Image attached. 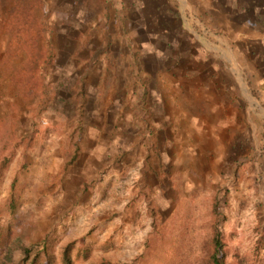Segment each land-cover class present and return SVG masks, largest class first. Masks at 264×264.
<instances>
[{
  "label": "rangeland",
  "instance_id": "obj_1",
  "mask_svg": "<svg viewBox=\"0 0 264 264\" xmlns=\"http://www.w3.org/2000/svg\"><path fill=\"white\" fill-rule=\"evenodd\" d=\"M44 10L52 28L39 39L56 49L48 100L12 87L18 60L3 62L0 19V158L12 148L0 259L13 241H43L42 263L64 264L68 242L73 264L145 263L154 216L193 190L198 243L180 263L195 264L215 219L225 264H264V0H46ZM40 102L48 110L27 145Z\"/></svg>",
  "mask_w": 264,
  "mask_h": 264
},
{
  "label": "trees",
  "instance_id": "obj_2",
  "mask_svg": "<svg viewBox=\"0 0 264 264\" xmlns=\"http://www.w3.org/2000/svg\"><path fill=\"white\" fill-rule=\"evenodd\" d=\"M45 1L7 0L4 3V0H0V19L7 33L3 48V62L5 63L12 58L15 61L18 60V68L10 76L11 82L13 83L12 87H15L16 93L22 97H24L28 90L40 87L41 91H43L42 93L44 96L46 95V99L48 100L51 97L47 93V90H45L48 89V83L44 82V80L53 63V56L56 49L51 41L44 49L39 39L43 32L52 28L45 15ZM103 48L104 46L101 44L94 48L87 62L89 67L92 66V63L97 59ZM36 59H40L41 62L38 64ZM89 67L86 68L84 74L78 77L77 84L80 89L78 91L80 96L85 95L84 76L88 73ZM45 110H48L47 105L44 102H40L39 106L31 111L29 122L31 131L28 135L26 134L21 137V140L27 141V145H30L37 137L36 132L39 130L41 112L44 113ZM7 151L8 154H3L0 158V175L10 160L12 148H8ZM77 156L78 147L75 146L70 161L75 160ZM194 194L193 190L179 193L175 206L165 219L159 213L154 216L151 225L152 231L148 234L144 242V250L140 256L141 259L145 260V263L142 262V264H181L182 252L186 258V246H188L186 250H189L192 249L193 245L195 251V243H198V241H195V236L193 235V230L195 229L193 225V219L195 218L194 199H196ZM211 198L210 205L212 212L220 213L217 198ZM16 200L17 197L13 195L12 203ZM210 226L212 230L209 239L200 242L197 247V252L194 254L195 264H225L226 250L222 238V231L219 229L215 219L211 222ZM6 230L7 232L5 234L10 230L9 227H6ZM13 243V246H9L8 250L4 253L6 260L1 258L0 264H51L49 261L45 263L40 261L41 251L45 252L47 257L51 255L46 250L43 241L37 248V243L25 244L21 241H13ZM71 247L72 243L68 242L61 248V257L64 264H73L70 255ZM17 249L19 250L18 253L15 252ZM15 255H18V257L14 260L15 262L11 263ZM237 264L250 263H246L241 258H237Z\"/></svg>",
  "mask_w": 264,
  "mask_h": 264
}]
</instances>
